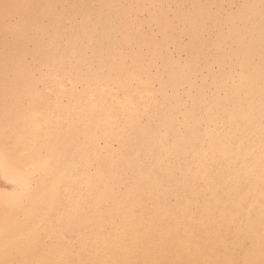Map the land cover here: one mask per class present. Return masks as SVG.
I'll return each instance as SVG.
<instances>
[{"label": "bare ground", "instance_id": "bare-ground-1", "mask_svg": "<svg viewBox=\"0 0 264 264\" xmlns=\"http://www.w3.org/2000/svg\"><path fill=\"white\" fill-rule=\"evenodd\" d=\"M0 264H264V0H0Z\"/></svg>", "mask_w": 264, "mask_h": 264}]
</instances>
